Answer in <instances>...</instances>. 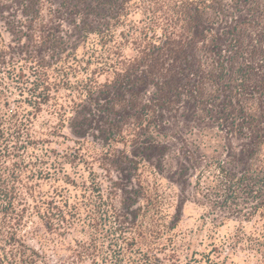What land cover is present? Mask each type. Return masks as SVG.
I'll list each match as a JSON object with an SVG mask.
<instances>
[{
  "label": "rangeland",
  "instance_id": "374dc122",
  "mask_svg": "<svg viewBox=\"0 0 264 264\" xmlns=\"http://www.w3.org/2000/svg\"><path fill=\"white\" fill-rule=\"evenodd\" d=\"M179 1L0 0V108L22 112L34 136L27 148L33 172L16 182L18 210L30 209L18 234L35 264H122L119 224L142 203L134 194L141 172L159 186L175 234L156 254L160 264H264V172L237 181L264 168V57L245 77L237 64L222 73L205 60L195 23L169 10ZM33 3L38 17L27 12ZM219 3L208 15L213 32L252 22L243 39L252 51L264 35V0ZM150 48L171 73L182 72V51L196 56L170 102L152 84L134 95L118 71ZM139 63L132 69L143 77L150 67ZM43 66L66 75L38 109L29 94ZM2 161L0 190L8 185L2 174L16 180L17 167ZM26 181L33 198L20 187ZM100 199L119 218L101 219ZM88 244L96 261L78 254Z\"/></svg>",
  "mask_w": 264,
  "mask_h": 264
},
{
  "label": "trees",
  "instance_id": "16d2710c",
  "mask_svg": "<svg viewBox=\"0 0 264 264\" xmlns=\"http://www.w3.org/2000/svg\"><path fill=\"white\" fill-rule=\"evenodd\" d=\"M179 2L169 10L181 15L183 21L189 20L195 23L197 32L200 33V36L205 42L204 47L206 53L204 58L206 61H211L210 63L212 65L218 66L221 72L226 75L231 70V67L236 66V64L239 65L237 67V75L239 77H245L251 72L255 73L254 69L257 62L254 61L264 57V41H262L264 35H261L262 38L257 41L259 45L257 43L252 48V51L247 50L248 46L244 45L243 39L249 37L247 31L252 27V22H249L247 27L239 25L229 31H224L222 34H216L213 32V26L216 22L211 21L208 15L210 13L215 15L219 11V0H180ZM37 6L36 3L30 4L27 12L34 17H38L41 14V9ZM3 46L4 39L0 34V47ZM139 51L141 54L140 58H136V61L134 60L137 67L135 65H125L127 67L123 66L122 69L120 67L118 70L123 79L126 80V85H131L130 89L132 93L136 95L146 85L152 84L165 97V101L170 102L173 96H180L182 91L180 86L181 73L183 74L184 71L192 68V60L196 59V56L182 51L181 55H179L180 58H183V66H181L182 72L179 71V73L172 70L171 73L168 70V66L170 65L167 63L168 60H159L161 55L154 54L152 48ZM4 59L0 55V66L6 63ZM139 61L141 63H148L147 67H150L148 73L144 74L143 77L136 76V72H134L136 70L132 69L136 67L138 72V68L141 67ZM12 69L15 71L14 68ZM49 69L46 66L42 67V72H39L36 76L37 80L34 83V89L29 94L31 100L37 104L38 109L49 102L55 89L54 86L57 83L58 85L61 82L63 83L64 80L60 79L66 75L62 69H60L58 74H55L56 68ZM34 74H36V71ZM133 75L135 76L134 81L132 80ZM244 85V82H242V86ZM27 122L28 120L23 116L22 112L14 109L3 110L0 108V164H4L2 160L5 157L13 159L15 161L14 163L17 164L16 169L13 171L16 180L11 181L12 176L9 175L10 177H8L6 173L2 174L4 184L8 183V185L7 188L0 190V214L4 217V222L0 224L1 264H35L37 261L35 259L36 254L30 251L18 234V226L23 221V214L29 212V208H27L28 206H24L18 210V206H22L24 201L21 198L22 191L18 188L17 182L21 183L24 178L23 171L33 172L31 169L28 171L31 162L28 161L27 148L34 141V136L32 129L26 124ZM220 171L223 175H226L225 178H229L224 169L220 168ZM254 171L264 172V168H249L237 181L242 182L248 179L249 175H252ZM233 177L236 178V175H233ZM26 180L29 181V178ZM27 181L24 185H20V187H24L26 193L31 196L34 192L31 189L29 193V188L26 186ZM95 181L94 179L91 184L93 188L90 187L93 189V192H97L100 195L101 190L99 184ZM136 183L138 189L134 194L137 199L142 200V203L139 204L137 209L132 210V215L128 223L121 222L119 224V232H121L122 244L124 245V256H122L121 263L155 264L156 262L160 264L161 259L157 257V252L161 248L166 250L165 247L167 246L166 242L168 240L170 242L175 240V234L171 235L172 230L166 222V199L159 191V186L151 181L149 174H145L144 172L136 174ZM31 197L33 198V196ZM101 199L100 205L94 206V211L101 213V219L108 218V220H112L116 216V218H119L115 207L111 205L108 207ZM36 206L38 204H35L33 209ZM82 249L85 251L78 252L82 258L92 255L93 261L97 260L98 255L95 249L89 244L87 246L84 245Z\"/></svg>",
  "mask_w": 264,
  "mask_h": 264
}]
</instances>
